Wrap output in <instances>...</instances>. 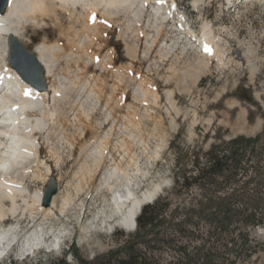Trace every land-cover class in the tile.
Masks as SVG:
<instances>
[{"label": "rangeland", "instance_id": "374dc122", "mask_svg": "<svg viewBox=\"0 0 264 264\" xmlns=\"http://www.w3.org/2000/svg\"><path fill=\"white\" fill-rule=\"evenodd\" d=\"M232 3H236V6L232 7ZM177 7L176 12L178 15L183 14L185 21H180L179 18L176 20L167 18L166 21L170 25L167 27V24H164L161 36H158L157 24L153 22L150 15L153 11L152 4H149L147 8L140 5L142 12L137 11L139 18L135 15L136 12L133 13L128 9H117L116 11L119 12L115 11V15H112L114 19L108 18L112 26L110 25V30L102 35L104 37H102V42L105 43L102 44L104 48L101 49V58L112 47L115 49L117 66L128 65L129 67L131 64L124 72L126 73L124 74L126 77L124 88L119 87L114 91L111 84L117 83V74H111L96 64H90L87 72L88 75L89 73L99 75L102 72L103 75L99 76L102 79H107L104 82V84L107 82L105 84L107 87L104 84L102 87L104 86L105 90L103 95L109 96L110 93L113 95L110 107L114 112V119L111 121H107V118L104 117L108 112L105 107V96L95 97L94 95L92 97L93 95H90V86L84 79L89 76H85V73V75L78 73L74 64H69L70 69L74 67L72 72L69 71V66L64 62V59L59 60L58 64L56 63L58 67L55 68V71L59 79L68 83L65 81L67 78H75L77 80L76 84L74 83L76 87L74 84L71 87L69 86L71 84L67 86L68 92L65 90V97L61 100L62 114L58 115L59 120H56L54 129H51L48 136L49 141L43 137L46 134L43 132L44 130H40L36 134L43 146L42 155L52 166V177L58 180V194L60 193V195L55 211L60 216L46 220L43 217L42 220L40 216H36L35 219L32 217L17 219V217L9 216L6 220H1L0 226L15 224L20 230L17 232L16 243L8 258L1 259L0 264H23L39 261L47 264L63 255H66L70 264H77L75 255L89 260L104 258L111 251L118 249L123 239L134 233V230L123 228L115 222L112 223L113 225L106 223L105 212L101 216L102 211L107 208L108 200L112 197L110 192L100 194L99 191H96L102 174L95 180L96 186L92 188L89 195L83 192L77 196L78 178H75L74 174L79 170L81 161L73 160L75 157L71 156L66 144L67 136H73L79 140L86 130L89 131L87 137L98 132L103 136L108 132L109 137L112 136V149H117L121 145V141L128 143L126 146L130 150L129 164L131 166L128 164L130 170L137 171L140 167L139 169L143 172L135 187L137 188L135 190L138 191H136L137 194L142 195L144 192L152 191L156 185L161 184L163 185L162 189L156 196L171 194V199L176 204L193 199L201 191L198 187H194L188 192L180 193L178 189L174 188L175 176L179 173L180 168L183 166L186 169L191 168L194 164L192 160L196 155L202 157L213 147L223 145L236 136H255L264 130V0L236 2L234 0H177ZM79 10L78 14L82 9ZM64 17L65 25L70 27L69 15L65 14ZM206 22L213 24L217 38H221L220 46L227 57V59L225 58L226 66L219 65L212 58L209 66L198 67L196 62L201 56V47L199 45L192 47V44L187 43L184 33L181 34L177 43L173 41V44L171 43V39L175 37L176 33L172 31L173 26L177 28L181 23L183 27H191L198 36H201L203 24ZM72 25L81 26L78 23H72ZM149 33L150 36H148ZM119 36L121 39L118 38ZM46 37L43 30L32 28L24 37L26 42L24 45L33 52L35 47L42 43ZM152 37H156L154 39L158 42H155V45L151 43V46ZM194 40L193 37L192 41ZM127 45L134 48L137 53L132 50L128 52ZM161 54L165 57L163 61H159ZM72 73L81 74L82 78L84 77L83 83L80 82L79 77H76L77 74L73 75ZM140 77H146L153 83L155 90L158 91L157 102L153 95L151 96L155 100L149 95L144 97L139 91L141 90L138 85ZM77 78L80 80L78 81ZM84 85L86 86L84 87ZM124 89L127 102L121 106L118 95ZM169 91L173 92L172 95H169ZM67 93L69 96H66ZM88 95L90 96L88 97ZM88 109L94 111L91 112ZM87 114L89 116H86ZM74 116H77L79 120L73 119ZM97 121H102L103 124L99 126ZM89 143H93V141ZM53 153H58V156L61 157L62 161L59 164L61 166L55 164V160L51 156ZM78 153L77 149L75 155ZM26 181L31 192L42 187L45 189L48 185V183L44 185L42 181L30 178H27ZM68 192L76 198V202L65 213H60L61 199ZM221 194V191L215 193L218 197ZM105 198L108 200L106 201ZM82 200H85L87 204L86 211L81 210L80 204H78ZM152 200L148 199L147 203ZM6 203L10 204L9 201ZM213 209L220 210L222 207H213ZM41 220L48 223H46L47 228L49 227L48 232L46 236L44 235L48 244L45 247H39L36 244L34 250H27L28 246H26L23 253L20 250L23 240L33 230L34 224H39L42 222ZM204 227L202 231L206 233L208 226ZM244 228L242 226L243 232H245ZM60 229H66V237L64 236L60 244L57 241L53 244L56 239L55 233H58ZM246 232H249L252 238H256L251 254H242L232 260L222 257L205 258L200 259L197 263L264 264V224L250 227ZM31 251L33 252L31 253Z\"/></svg>", "mask_w": 264, "mask_h": 264}, {"label": "bare ground", "instance_id": "6f19581e", "mask_svg": "<svg viewBox=\"0 0 264 264\" xmlns=\"http://www.w3.org/2000/svg\"><path fill=\"white\" fill-rule=\"evenodd\" d=\"M176 2L177 0H164L162 4L157 3V0H9L8 7L3 12L0 11V90L6 94L4 101H0V105H2L0 110L3 112L0 113V221L6 220L9 216H13L14 218L17 217V219H20V217H25L26 219L32 217L35 219L36 216H40V218L43 217L44 220L54 216H60L55 211L60 193L58 194L57 192L52 199V203L48 207H45L42 204L44 187L37 189L35 192H31L29 189L30 186L25 183L26 179L30 178L31 180H40L45 185L49 183L48 181L54 179L52 177V166L45 159L46 157L44 158L42 155L43 146L36 133L40 130H44L43 132L46 134L43 137L49 141L48 136L51 129H54V125L57 123L56 120H59L58 115L62 114L61 100L65 97V90L69 84H71L69 85L71 87L72 84L77 82L75 78H67L65 81L68 83L59 79L55 71V68L58 67L56 63L58 64L59 60L64 59V62H66L68 66L69 64H74L79 71H77L78 73L82 75L85 73V76H89L83 78L86 80V84L90 86V95L92 94V97H94V95L95 97H104V86L107 84V82L105 84L104 82L105 80L107 81V79L103 78V80L102 77L99 76L102 72L99 75H96V73H89L88 75L87 71L89 70L90 64H96V66L111 72V74H117V83L114 82L111 84V88H113L114 91L124 86V79L126 78L124 76L126 73L124 72L125 70L127 71L131 65L130 64L129 67L128 65L117 66L115 58L116 53H114L115 49L112 47L109 48L106 55L104 54L101 58V49L104 48L102 45L104 42H102V39L104 37L102 35L104 33L106 34L111 28V23L108 18L112 20V15L119 12L116 11L117 9H128L133 13L136 12L137 14L135 13V15L139 18L140 16H138L139 13L137 11L142 12L140 5L147 8L149 4H152L153 11L150 15L152 16L153 22L157 24L158 36H161L163 35L165 25L167 24V27L170 25L166 21L167 18L170 17V19L173 20L179 18L180 21H185V16L183 14H175L176 10H178V7L175 5ZM80 8L82 11L78 14ZM65 14L69 15L70 27L65 25ZM72 23H78L81 24V26L75 27ZM32 28L43 30L45 36H47L46 39L42 41V43H39L33 50V53L45 68L44 79L46 80L47 88L44 90H38L24 81L9 61L10 49L8 45V36L13 35L17 37L23 45H26L24 37ZM172 31L173 33L176 32L175 37L171 39L172 44L173 42L177 43L181 38V34L184 33L186 34L184 38L187 39V43L192 44V47L201 45V56H199L196 62L198 67L209 66L212 58L215 59L219 65H225V58L227 59V57H225V52L222 46H220L221 38H217L211 22L203 24L201 36L196 35L191 27H183L181 23L177 28L173 26ZM148 36H150V33ZM193 37L195 38L194 41H192ZM83 38L84 41L82 42ZM118 38L121 39L120 36ZM154 38L150 44L152 43L155 45L156 39ZM158 39L159 37L157 40ZM205 44L211 47V54L204 51ZM127 49L128 52L131 50L135 51L134 48L129 46ZM164 58L163 55L160 56L159 61H163ZM73 68L70 69L69 66V71L71 70L72 72ZM78 73L74 74L78 75ZM81 74H79L81 77L79 75L76 76L81 79L77 78L80 82L83 80ZM80 82L78 83L80 84ZM81 83H83V81ZM75 84L74 87H76ZM103 84L104 86L102 87ZM138 85H140L141 90L139 91L142 92L144 97L153 95L156 99L155 102L158 101V91L157 89L155 90L153 83H151L149 79L142 77ZM85 86L86 85H84V87ZM28 88L32 89V96H25L23 94L24 90ZM171 91H169V95H172L173 92ZM67 94L66 96H69V93ZM90 95H88V97ZM112 97L113 95H111V93L109 96L106 95L104 97L106 100L105 107L108 111L105 113L104 117L107 118V121L114 119V112H112V107H110ZM141 98L143 100V97ZM118 99L119 105L121 104V106L124 105L123 103L127 102L125 89L118 95ZM85 101L88 102L87 100ZM90 111L92 112L94 110ZM86 116L89 115L87 114ZM73 119L76 120L77 116H74ZM91 123L93 122L91 121ZM98 124L101 126L103 123L99 121ZM94 126L95 125H93V127ZM88 132V130L84 131L82 133L83 136L81 135L79 140L73 136H67L66 138V144L70 154L72 157H75L73 160H75V162L77 160L81 161V163L78 162L81 164L79 170L74 174V177L78 178L76 184L77 196L83 192L89 195L92 188L96 186L94 184L95 180L102 174L96 191H99L100 194L110 192L112 197L109 200L105 198L106 201L108 200L106 205L107 208L102 211L101 216H103L105 212V222L109 225H113L112 223L115 222L123 228L135 231L137 227V217L141 208L148 199L159 194L158 191L162 189L163 185L158 184L152 191L144 192L142 195L137 194L138 191L135 190L137 189L135 187L138 179L143 175V172L139 169L140 167L137 171L132 172L130 170L128 166L130 162V150H128L129 147L127 148L126 146L128 143H123L121 141V145L119 147L117 146V149H112V134L110 135L111 137H109V133L106 132L101 136L98 132L97 134L94 133L90 135V137H87ZM91 141H93V143H89ZM77 149L79 153L75 155ZM52 150L55 151L54 149ZM53 154H51V156L54 158L55 164L61 166L59 165L62 161L61 157L58 156V153ZM55 182L58 184V180H55ZM75 199L76 198L72 196L70 192H68L65 197L63 196L59 212L65 213L72 204L74 205V202H76ZM6 201H9L10 204L8 205ZM78 204H80L81 210L86 211L87 204L85 200H82V202ZM46 223L47 222L42 221L37 225L34 224L33 230L30 229L31 231L26 238L24 240L22 239L23 242L20 249L22 252L25 251L26 246H28L27 250H30L33 249L36 244L39 247H45L46 244H48L45 236L49 227L47 228ZM19 230L15 224L0 226V252L7 250L8 247L17 240V232ZM65 231L66 229H60L58 233H55L56 239L53 244L56 241L60 244L64 236L66 237Z\"/></svg>", "mask_w": 264, "mask_h": 264}, {"label": "trees", "instance_id": "16d2710c", "mask_svg": "<svg viewBox=\"0 0 264 264\" xmlns=\"http://www.w3.org/2000/svg\"><path fill=\"white\" fill-rule=\"evenodd\" d=\"M192 161L191 168H180L174 188L183 193L198 187V196L175 204L171 194L159 195L143 205L134 233L118 249L95 260L75 255L77 264H198L251 254L256 238L246 230L264 224V130L236 136ZM47 264L70 262L63 255Z\"/></svg>", "mask_w": 264, "mask_h": 264}, {"label": "water", "instance_id": "95a60500", "mask_svg": "<svg viewBox=\"0 0 264 264\" xmlns=\"http://www.w3.org/2000/svg\"><path fill=\"white\" fill-rule=\"evenodd\" d=\"M9 0H0V11L3 12L8 7ZM8 45L10 49L9 61L11 65L19 73L20 77L31 84L38 90L47 88L46 80L44 79L45 68L40 63L36 55L27 49L21 41L13 36H8ZM58 184L54 179L50 180L47 187L44 189L42 204L48 207L52 203L54 195L58 192ZM154 196L150 199H155ZM147 203V201L145 202Z\"/></svg>", "mask_w": 264, "mask_h": 264}, {"label": "snow or ice", "instance_id": "6c2138e0", "mask_svg": "<svg viewBox=\"0 0 264 264\" xmlns=\"http://www.w3.org/2000/svg\"><path fill=\"white\" fill-rule=\"evenodd\" d=\"M163 2H164V0H157V3H161L162 4ZM204 51L206 53H208V54H211L212 53L211 47L209 45H207V44L204 45ZM23 94L25 96H32L33 95L32 89H30V88L25 89L24 92H23Z\"/></svg>", "mask_w": 264, "mask_h": 264}]
</instances>
